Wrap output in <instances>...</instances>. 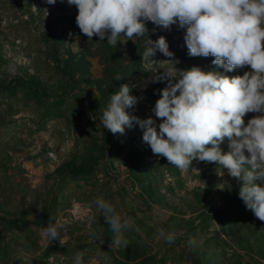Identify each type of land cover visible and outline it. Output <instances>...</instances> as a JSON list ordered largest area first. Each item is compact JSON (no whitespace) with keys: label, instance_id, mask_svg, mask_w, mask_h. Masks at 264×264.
Instances as JSON below:
<instances>
[{"label":"rangeland","instance_id":"rangeland-1","mask_svg":"<svg viewBox=\"0 0 264 264\" xmlns=\"http://www.w3.org/2000/svg\"><path fill=\"white\" fill-rule=\"evenodd\" d=\"M77 14L67 0H0V85L24 78L47 95L45 101L24 88L0 92V219L24 226L0 223V264H74L78 251L83 264H264V221L239 198V179L196 159L181 171L153 154L139 125L113 135L100 121L121 85L138 98L126 112L158 125L152 108L167 81L152 82L155 76L198 66L234 77L250 66L226 72L214 57H190L187 26L168 31L150 21L146 39L164 36L174 55L157 51L143 60L142 38L116 47L107 37L89 40ZM12 64L15 74L7 70ZM257 115L248 113L245 124ZM229 144L225 138L223 153ZM97 198L130 220L127 247L110 248ZM51 217L67 231L49 243L44 229ZM161 230H175L176 241L165 242Z\"/></svg>","mask_w":264,"mask_h":264},{"label":"clouds","instance_id":"clouds-1","mask_svg":"<svg viewBox=\"0 0 264 264\" xmlns=\"http://www.w3.org/2000/svg\"><path fill=\"white\" fill-rule=\"evenodd\" d=\"M67 4L77 7L76 24L89 40L107 37V44L116 47L118 41L142 38L143 60L157 51L174 55L164 36L146 39L150 21L168 31L175 24L187 26L184 40L190 57H214L212 64L226 72L250 66L251 71L234 77L198 66L188 70L174 66L155 76L152 82L167 81L152 108L161 121L158 125L151 116L140 119L126 112L138 98L130 95L127 84L121 85L110 96L100 121L113 135L124 134L125 126L139 125L153 154L181 171L188 170L194 159L226 168L241 181L239 198L246 208L264 221V187L255 183L264 182V0H67ZM7 70L15 74L17 69L12 64ZM248 113L259 115L245 124ZM225 138L230 141L227 153L220 148ZM95 204L112 233L110 248L127 247L123 233L132 226L130 220L103 198ZM66 231L51 217L44 234L51 243ZM160 236L172 244L178 234L161 230ZM187 243L194 250L195 240L189 238ZM83 257L84 252L78 251L74 264H83Z\"/></svg>","mask_w":264,"mask_h":264},{"label":"trees","instance_id":"trees-1","mask_svg":"<svg viewBox=\"0 0 264 264\" xmlns=\"http://www.w3.org/2000/svg\"><path fill=\"white\" fill-rule=\"evenodd\" d=\"M24 88L33 91L37 97L41 100H45L47 97L46 93L34 82L24 78L12 79L6 85H0V92L15 91L16 89ZM46 101V100H45ZM0 223L8 230L23 229V225H13L5 219H0Z\"/></svg>","mask_w":264,"mask_h":264}]
</instances>
